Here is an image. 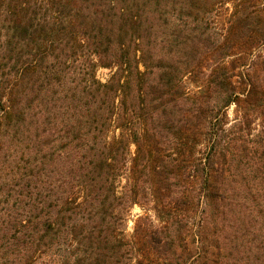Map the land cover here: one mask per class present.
<instances>
[{
	"label": "trees",
	"instance_id": "16d2710c",
	"mask_svg": "<svg viewBox=\"0 0 264 264\" xmlns=\"http://www.w3.org/2000/svg\"><path fill=\"white\" fill-rule=\"evenodd\" d=\"M0 264H264V0H0Z\"/></svg>",
	"mask_w": 264,
	"mask_h": 264
},
{
	"label": "rangeland",
	"instance_id": "374dc122",
	"mask_svg": "<svg viewBox=\"0 0 264 264\" xmlns=\"http://www.w3.org/2000/svg\"><path fill=\"white\" fill-rule=\"evenodd\" d=\"M109 75V70L104 69V68H99L96 72V76L100 81H105L108 78ZM227 114L229 119L234 118V106H230L229 109L227 110ZM143 213V210L138 207V206H133L130 210L129 216H128V221H127V233L130 234L132 232V226H133V220L141 215Z\"/></svg>",
	"mask_w": 264,
	"mask_h": 264
}]
</instances>
